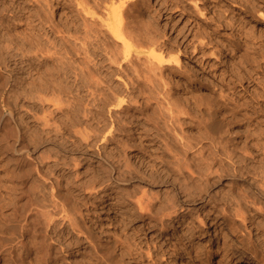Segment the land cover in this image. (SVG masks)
Masks as SVG:
<instances>
[{"label":"bare ground","instance_id":"6f19581e","mask_svg":"<svg viewBox=\"0 0 264 264\" xmlns=\"http://www.w3.org/2000/svg\"><path fill=\"white\" fill-rule=\"evenodd\" d=\"M11 1L0 8L2 29L8 24L3 26L6 12L13 14L8 16L12 24L26 19L23 25L28 27V22L33 21L27 20L30 19L29 15L26 17L27 13L36 9L37 18L43 14L44 21L48 22L53 8L61 6L63 0ZM71 2L74 15L68 22L73 35H66V40L62 37L65 45L61 43L59 48L53 42L41 45L37 40L33 41L24 29L20 32L24 39L20 41H15L9 29L4 34L0 29V234L6 235L9 242L22 239L19 244L31 257L32 264H60L59 252L69 253L82 245L92 249L85 250L79 264H114L112 257L101 253L85 228L78 225L74 216L77 215L75 212L79 213V206L87 210L108 195L117 203H132L130 200L137 193L134 185L140 183L150 190L160 189V194L149 197L145 189H139L142 193L135 201L138 215L150 217L146 213L154 212V219L163 225L164 218L178 219L182 205L206 199L212 208L204 213L215 214L217 201L209 193L211 187L227 178L233 179L234 184L250 179L252 182L248 187L258 196L252 198V207H246L247 214L237 211L236 219L230 224L236 234L242 233L237 229L244 232L238 243L245 252L235 258V263L264 264V123L259 121L256 126L245 128V140L250 139L258 153L256 159L250 158V142L239 151L236 146L230 148L224 144L225 131L215 124L213 110L225 111L236 122L246 123L250 120L248 112L257 117L263 114L257 109L264 106V91L257 92L254 88L253 97L241 102L235 91L226 95L211 93L208 98L196 90L190 92L193 108L203 110L209 119L187 122L181 115L188 113L173 102H163L148 75L154 74V70L160 75L170 71L175 83L179 80V72L170 64L177 65L178 58L165 60L173 49L162 45L150 25L141 24L139 18L144 17V12L137 0ZM210 9L219 21L214 7ZM253 9L256 18L250 21L249 32L264 27V10ZM239 20L245 23L247 16L241 14ZM49 29L53 31L51 27ZM250 39L254 45L264 46V42L254 37ZM143 45H149L153 50L146 52ZM229 52L232 53L233 48ZM196 54H203L201 48ZM141 61L147 64L145 72L142 64L137 65ZM113 73L122 74L127 80L123 81V88L111 84ZM218 77L221 90L227 82L223 79L224 73ZM250 77L241 85L245 91L254 84L253 76ZM184 122L188 123V129L197 132V136L183 135ZM127 123L135 124L134 128H128ZM40 149H44L43 152L34 158ZM129 155L138 161L140 170L132 166ZM86 157H89L91 177L79 182L77 168L87 161ZM68 167L73 168L69 175L64 173ZM63 187L66 196L61 192ZM95 188L99 191L93 197L87 201L79 200L80 193ZM163 188L169 190L162 191ZM243 192L247 193V188ZM120 209L116 208L115 213L122 226L129 227L137 214L133 209ZM253 231L261 237L257 246L251 243ZM52 236L58 244L65 245L64 249L52 252V246L46 244ZM46 246L49 251L44 250ZM194 246L198 255L201 247ZM226 248L223 245L219 256L229 259ZM10 249L12 261L21 256L17 246L11 245ZM220 260L213 262L209 256L206 264H219Z\"/></svg>","mask_w":264,"mask_h":264},{"label":"rangeland","instance_id":"374dc122","mask_svg":"<svg viewBox=\"0 0 264 264\" xmlns=\"http://www.w3.org/2000/svg\"><path fill=\"white\" fill-rule=\"evenodd\" d=\"M71 1L72 0H63L61 6L53 8V13L50 15V21L48 22L46 20L44 21L43 14L40 16L41 18H37L35 15L36 13L34 14L36 9L31 10L32 13L29 12L26 15V17L28 15L30 17V19H27L28 21H33L28 22L30 23L28 27L23 25L26 19L21 22L17 20L12 24L8 16H12L13 14H7L6 12L3 14V17L6 16L4 18L5 22L3 21V26L5 27V25L8 24L6 25V30L0 28L2 29L1 34H4L7 29H9V31L14 34L13 38L15 41H20V39H24L23 36H20V32L24 29V32L26 31L25 34L29 35L33 41L37 40L41 45L42 43L43 45L47 44L46 42L48 41L53 42L54 45L59 48V45L67 39V36L71 37L73 35V28L68 22V19L74 15V4ZM5 2L7 6L12 1L0 0V8ZM244 2H249L250 5ZM137 3L144 12V17L139 18L141 24H144V26L150 25L162 45L164 44L165 47H169L168 49H173L165 56V60L174 56L178 58L177 65L170 64L171 67L173 66L179 72V80L175 83V79L170 71H166L160 75L159 71L156 72V70H154V74L148 73V75L151 77L156 92L158 91L159 96L161 95L160 98L165 100H163V102H173L178 105L181 110H184L185 113H188L187 116L181 115L187 122L209 119L206 113H203V110L195 107L193 108L190 92L196 90L197 93L208 98L211 93L218 94V92H222L223 95H226L235 91L237 97L241 99V102L248 101L249 97H253L251 93L254 91L252 90L254 88H257V92L264 91V46L259 47V44L254 45L253 42L251 43L250 39L254 37L259 42H264V31H262L264 27L262 28L259 26L258 29H254L252 32L248 31L250 21L256 18L253 8L257 7L264 10V0H137ZM210 7H214L216 10L219 21L216 17L212 16ZM241 14L247 16V21L245 23L239 20ZM49 27H51L53 31H51ZM58 31L62 32L60 33ZM44 34L46 37H44ZM35 36L36 38H34ZM62 37H66L65 40L62 41ZM66 45L69 46L68 44ZM186 45L188 49H184ZM142 47L146 52H151L153 50V47L149 45H143ZM194 47L197 50L195 49V51H193ZM200 48L203 54H196ZM224 48H227V50ZM230 48H233L232 53L229 52ZM254 50H256V52ZM70 52L72 53V51ZM237 58H239L238 61L236 60ZM33 63L36 64L37 61ZM139 64H142L141 67L145 72L147 64L145 62L143 63V61L138 62L137 65ZM222 73H224L223 79L226 80L228 85L224 83L225 87H221L220 90V77H218V75ZM129 76L132 77V74L129 73ZM249 77L252 78L254 84H252L249 90L245 91L241 85L244 84L246 78ZM68 81L71 82L72 80L68 79ZM123 81L126 82L127 80L122 74H112L111 84L113 86L123 88ZM63 104L66 105L65 102H63ZM134 106L138 107V104ZM260 108L257 110H261L259 112L263 114H259L257 117V114L248 112L250 120L246 123L236 122L227 112L223 111L220 113L218 109L216 110V108H213L216 113V118H214L215 124L225 131L223 136L224 144L231 146L230 148L236 146L237 151H239V148H243L247 142H250L248 143L249 145L247 144L250 146L249 156L250 158L254 156L255 159L258 153H256L254 149L255 146L251 145V140H245L244 132L247 126H256L259 121L264 123V106ZM244 113L245 112H241V114ZM222 121L224 123H222ZM228 121H235L236 123L225 125ZM187 122H184V126L182 125L181 127L184 132V134H182L187 137L197 136L196 131L188 129V126L186 127V125H188ZM126 126L133 129L135 124L127 123ZM176 129L180 134L177 125ZM74 130H76L75 127ZM135 131L136 129H134V132ZM43 150L44 149L38 150L34 158H38V155L40 156ZM62 155H64V153H62ZM88 158L89 157H86L87 161L77 168L78 172L76 175L78 176L79 182L86 181L91 177L89 173L91 165ZM128 158L132 166L140 170L141 166L138 161L135 160V158L133 159L132 155H129ZM68 169L64 173L68 175L73 173V168L68 167ZM84 173L87 174L85 175ZM232 180L231 178H227L218 183L216 187H211L209 193L214 196L217 201L215 214L212 215H206L204 213L205 210L212 208V205L207 204L208 199H206L203 202L194 203L192 205H182L178 210V214H180L178 219L169 220L168 218H164L165 223L163 225L154 219V212L146 213L150 217L145 216L144 218H140L138 209L135 206L136 199L139 198L142 193L139 192L142 191L139 189H145L144 191L147 192L149 197L150 194L159 195L160 189L150 190L147 185L135 183L134 186L137 193H135L136 195L134 194L132 200H130L132 203H117L115 199L112 200L113 196L110 198L109 196L111 195L107 197L103 196L102 202H97L96 205H93L87 210L82 205V208L79 206V213L75 212L77 215L75 214L76 216L74 217L77 218L76 221L78 225H82L83 228H85L91 240L97 243L100 252L106 256L109 255L108 257H112L114 264H206L209 256H211L213 262L214 260L217 262V260L221 259L219 261L221 264H236L235 258H237L241 252H245L238 243L244 232L242 229H237V232L242 233L236 234L235 229H232L230 224L236 219L234 215L237 211L247 214L246 207H252V198L258 195L254 190L248 187V183H251L252 180L247 179L245 183L240 182V184H234ZM241 184L244 185L242 186ZM244 188H247V193L243 192ZM164 190L169 189L163 188L162 191ZM97 191H99V188H95L93 191H83L78 196L79 200L87 201L93 197L94 193ZM114 191L116 190H113V192ZM61 192L66 196L65 187L62 188ZM90 194L92 196H90ZM255 205L258 206L260 204L255 203ZM116 208L118 210H122L120 208H125L127 210L133 209V213L138 215L134 217L135 222L129 227L122 226L120 217L115 213ZM251 214L253 213L251 212ZM185 223L188 225H185ZM6 237V235L0 234V252H3L0 258V264H32L30 260L31 257L26 251H23V246L19 244L22 239L17 238L18 240L14 239L15 241L9 242L6 240ZM250 237L253 246L259 245L261 237L257 235L255 231L252 232ZM52 238V240H47L46 244L48 243L52 246L53 253L58 249H64L65 245L61 246L54 236H52ZM11 245L20 248L16 250H18V253L22 257H17L15 261H12L11 255H9ZM194 245L201 247V252H199L198 255L194 252ZM223 245L227 246L226 251L228 250L229 252V259H224L219 256ZM82 246L69 253L59 252V256H61L60 264H79L84 259L81 255L92 249L87 245ZM44 250L49 251L47 246ZM53 255L54 254H52V256Z\"/></svg>","mask_w":264,"mask_h":264}]
</instances>
